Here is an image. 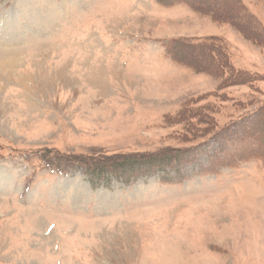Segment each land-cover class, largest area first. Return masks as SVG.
Returning a JSON list of instances; mask_svg holds the SVG:
<instances>
[{
	"label": "rangeland",
	"instance_id": "rangeland-1",
	"mask_svg": "<svg viewBox=\"0 0 264 264\" xmlns=\"http://www.w3.org/2000/svg\"><path fill=\"white\" fill-rule=\"evenodd\" d=\"M192 1L0 0V264H264V0Z\"/></svg>",
	"mask_w": 264,
	"mask_h": 264
},
{
	"label": "trees",
	"instance_id": "trees-1",
	"mask_svg": "<svg viewBox=\"0 0 264 264\" xmlns=\"http://www.w3.org/2000/svg\"><path fill=\"white\" fill-rule=\"evenodd\" d=\"M159 5H171L173 0H154ZM232 1V0H231ZM176 3L185 4L192 9H196L198 5H196L192 0H175ZM206 45L203 47L206 48L212 55L214 52L218 54V50L212 49V45L214 43L213 39H208L205 41ZM178 45V43H177ZM201 48V47H200ZM217 49V48H216ZM213 50V51H211ZM172 49V44L166 47V54L169 55L172 60L176 63L187 66L191 68L193 71H199L192 63H187L185 61L180 60V58H176L175 54ZM185 56V55H184ZM215 55L211 56L213 61ZM217 58V57H215ZM192 61V60H191ZM223 62V61H221ZM216 63V59H215ZM222 67L226 68V64H222ZM41 163L42 166L48 170L49 172H56V173H65L61 166H67L71 168L74 164L80 166L84 174L87 175L88 180L94 186V181L97 179L98 182L105 181L104 186H107L109 179L106 177L108 173L113 175L115 180H122L125 184H129L130 182L134 181L138 176L147 175L151 173L153 170H161L164 166L170 163V160H167V154H157V155H145V154H118L114 156H101V157H83V156H66L65 158H57L55 160L56 166L54 167L53 164L51 165L50 159H47L46 155L41 156ZM63 164V165H62ZM163 166V167H162Z\"/></svg>",
	"mask_w": 264,
	"mask_h": 264
},
{
	"label": "bare ground",
	"instance_id": "bare-ground-1",
	"mask_svg": "<svg viewBox=\"0 0 264 264\" xmlns=\"http://www.w3.org/2000/svg\"><path fill=\"white\" fill-rule=\"evenodd\" d=\"M44 21H46L47 23L49 22V24H46V23H44L46 26L44 27V28H46L47 30H48V28L50 27V25H51V22H52V19H51V16H50V13H48L47 12V15L45 16V20ZM45 31V30H44ZM41 35V33L40 34H38V36H40ZM106 202V201H105ZM110 202V201H109ZM108 203V202H107ZM107 203H101V205L103 206V208H106V205L105 204H107ZM105 206V207H104Z\"/></svg>",
	"mask_w": 264,
	"mask_h": 264
}]
</instances>
